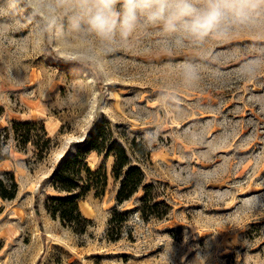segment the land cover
Listing matches in <instances>:
<instances>
[{
  "label": "rangeland",
  "instance_id": "obj_1",
  "mask_svg": "<svg viewBox=\"0 0 264 264\" xmlns=\"http://www.w3.org/2000/svg\"><path fill=\"white\" fill-rule=\"evenodd\" d=\"M226 23L222 39L170 50L158 27H140L100 56L92 37L44 31L23 0H0V183L5 195L10 177L17 185L0 196V264H264V69L245 80L235 68L264 55V25ZM102 121L150 152L145 184L169 210L142 218V190L119 205L112 159L92 153L106 187L79 201L92 223L77 235L46 212L49 177ZM26 122L53 139L43 159L15 138ZM115 210L128 216L110 242Z\"/></svg>",
  "mask_w": 264,
  "mask_h": 264
},
{
  "label": "clouds",
  "instance_id": "obj_2",
  "mask_svg": "<svg viewBox=\"0 0 264 264\" xmlns=\"http://www.w3.org/2000/svg\"><path fill=\"white\" fill-rule=\"evenodd\" d=\"M32 14L41 18L43 30L71 32L92 37L104 56L115 49L117 40H127L138 28L158 27L166 50L186 42L203 43L222 39L229 31L226 22L264 25V0H23ZM66 20V26L63 21ZM92 58L98 60L95 54ZM242 79L255 80L264 69V55L249 57L235 65ZM187 83H195L199 72L185 63Z\"/></svg>",
  "mask_w": 264,
  "mask_h": 264
},
{
  "label": "trees",
  "instance_id": "obj_3",
  "mask_svg": "<svg viewBox=\"0 0 264 264\" xmlns=\"http://www.w3.org/2000/svg\"><path fill=\"white\" fill-rule=\"evenodd\" d=\"M15 138L22 148L31 144L35 149L37 159H43L54 147L53 139L48 138L43 125L36 123H14ZM95 154L103 160L112 159V178L118 183L116 194L117 203L129 201L139 190L143 191L139 212L144 219L162 218L167 216L169 206L160 200L154 185L145 184L142 163L149 160L150 152L136 139H129L125 135H117L110 123L102 121L92 129L77 151L60 159L49 177L50 185L56 196L50 197L45 209L53 220L70 229L77 235H83L91 225V220L85 218L79 209V201L89 193L100 196L106 187L104 171H93L87 157ZM48 179H44V184ZM17 185L10 177V194L5 195V187L0 183V196L10 200L14 197ZM37 197L35 199L37 205ZM128 213L113 211L107 228V239L118 242L122 239V232L126 224Z\"/></svg>",
  "mask_w": 264,
  "mask_h": 264
}]
</instances>
